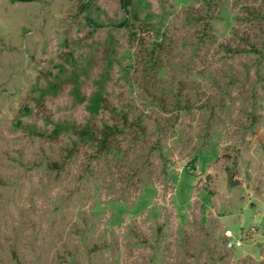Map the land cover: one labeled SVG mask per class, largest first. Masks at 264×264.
<instances>
[{"label": "rangeland", "instance_id": "obj_1", "mask_svg": "<svg viewBox=\"0 0 264 264\" xmlns=\"http://www.w3.org/2000/svg\"><path fill=\"white\" fill-rule=\"evenodd\" d=\"M0 264H264V0H0Z\"/></svg>", "mask_w": 264, "mask_h": 264}, {"label": "trees", "instance_id": "obj_2", "mask_svg": "<svg viewBox=\"0 0 264 264\" xmlns=\"http://www.w3.org/2000/svg\"><path fill=\"white\" fill-rule=\"evenodd\" d=\"M120 125L118 124H105L101 129H99L93 140L98 147V150L102 153H107L114 148L115 139L121 135L127 128H132L134 123H129L128 116L124 114L121 117ZM86 136H89V132H85ZM58 166L57 164L54 165Z\"/></svg>", "mask_w": 264, "mask_h": 264}]
</instances>
